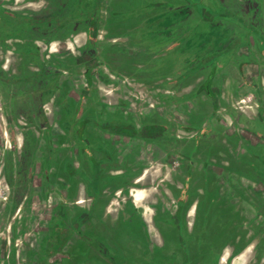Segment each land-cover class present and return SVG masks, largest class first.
<instances>
[{"label":"flooded vegetation","instance_id":"obj_1","mask_svg":"<svg viewBox=\"0 0 264 264\" xmlns=\"http://www.w3.org/2000/svg\"><path fill=\"white\" fill-rule=\"evenodd\" d=\"M102 1L83 0L81 6V15L90 21L87 40L83 47V59L89 69L88 73L94 70L95 57L98 56V51L95 48L100 36L99 19ZM8 2L11 3L13 0H8ZM8 7L7 5H3V8L0 7V81L3 80L1 76H5V73L13 76V74L18 75L19 71L25 72V75L23 73L20 75L27 77L15 81V83L23 81L27 82V85L32 84L29 88L30 92L27 90L28 96L32 95V89L39 94L35 103L41 111L37 114L38 109L36 110L33 106L29 110V106L21 102L23 99L15 100L16 96L6 93V89L0 91V264H33L36 256L41 260L52 257L66 245L68 233H78V236L83 237V232L88 229H84L83 226L90 221L91 228H93V224H97L101 219H105L109 226L119 225L120 221L127 223L131 219L136 224L143 225V231L146 233L129 228L125 229V233H118L120 240L117 243L128 248L124 249V252L135 253L136 250L133 251L130 248L135 243L142 244L144 249L149 246L151 250H161L169 246L173 251L178 247L188 251L190 240L188 238L179 240L176 231L172 228L166 230L167 234L156 230L154 239L148 225L144 224L139 212L132 207L129 212L119 213L117 221L112 220L110 215L108 217L107 213L103 211V207L101 211H95V208H98V200L105 201L113 194V190L108 188L111 183L118 181L121 186L123 182L126 183L125 186L131 185V178H136L140 172L141 165L137 163L139 157L135 156V152L132 153L131 149L122 155L120 153L122 149L118 148L119 143L110 141L107 136L98 137L97 134L86 131L87 124L84 129L82 126L78 128L77 118L69 117L68 121L61 102V99L66 98V92L57 79L63 68L53 63L52 58L48 57L50 43L55 35L68 26V21H62L55 16L37 21L39 25H42L40 27L44 32L41 38L45 44V50L44 58L35 57L36 61H32L29 52L23 50L17 54L15 50L18 45L28 47L30 37L24 35L18 38L14 31L17 28V21L9 23L4 19L7 18L5 15L12 17L15 14L14 18H17L20 14L25 21V29L22 31L29 34L32 15L28 10L13 12L15 6L9 5ZM213 8L212 13L207 16L208 27L203 37L200 38L196 51L189 45L193 37L191 36L192 29L189 28V31H179L177 27L174 29L176 31L167 47L173 56L176 55L178 71L176 75L169 78L168 86L171 90L183 91L186 89L184 92L193 99L205 93L213 102L214 107L218 108L221 87L213 85V79L229 60L234 58L240 62L238 66L242 63L246 66L255 61L263 67L261 71L264 73V0H218L213 3ZM105 13L109 14L107 11ZM203 21L199 20L198 23H203ZM104 22L105 17L102 19V24ZM188 24L191 25L190 22ZM243 47H246L248 54H242ZM13 60L17 61V65L11 69L7 62ZM203 70L205 72L201 74L204 75L201 84H193ZM193 73L197 74L190 77ZM129 77L133 82L142 84L143 80L138 75ZM210 77H212V81L208 86ZM190 80L192 81L189 82ZM254 85L258 86L257 83ZM257 89L260 98L262 90L259 86ZM177 95L178 93H175L173 97L176 98ZM49 103H53L54 106L52 116L47 112ZM125 123L114 119L108 124H100L98 127L122 138H141L155 143L166 142L170 144L171 149L178 147L177 135L173 133L165 131L159 135L158 129L147 127L150 124H146L145 127L137 128L138 135L132 136L126 130L128 127L125 126ZM205 125L206 122L203 124L204 128ZM190 128L193 130L197 128L198 132L202 126L190 125ZM204 131L206 133V129ZM121 144L124 145L123 142ZM192 162L193 159L190 158L191 165ZM115 170H118L119 173L114 178V175L109 172ZM189 172H192V168L189 169ZM131 173H133L132 176ZM260 173L264 177V170H261ZM144 178L145 173L138 181L142 182ZM100 184L104 188L98 194L96 187H99ZM260 184L264 188V182ZM81 185H84L85 189ZM81 193L84 196L83 199H80ZM118 193L129 195L131 191L130 188H126ZM134 194L135 202L143 206L142 192L136 190ZM256 194L259 196L256 201H249L246 196L247 203L255 213L248 214L247 206L244 205L240 220H245L242 223L245 229L236 231L233 237L223 242L214 238L207 240V235H205L198 244L192 237V241L195 242L194 247H198L199 264H234L237 259L243 258L245 253L250 250L252 253L249 254L248 259L246 258L245 264H263L264 198L258 192ZM36 198L44 205H48L39 214V217L48 214L50 218L45 232H42L43 237L39 245H35L36 238L34 236L35 219L37 218L34 211ZM87 201L88 203L84 205L78 204ZM128 201L124 206L125 210ZM69 205L72 206V212L68 209ZM79 206H84L85 210L80 211ZM176 206V210L170 213H167L166 209L160 212L155 211L154 226L157 222L162 224L166 221L162 215L182 218V204L179 206V200ZM197 209L198 205H196ZM46 211L48 212L46 213ZM145 216L151 221V214L148 211ZM260 217L263 218L261 227L256 224ZM99 218L101 219L99 220ZM254 223L257 228H252ZM116 230L111 234V238L116 236ZM217 242L220 247L217 246ZM146 243L147 245L144 246ZM186 254L189 259L188 252ZM100 256L108 262H116L118 255H113L109 247L102 245ZM175 263L181 264L182 262ZM83 264H92V260L85 257ZM153 264L167 263H163L160 259Z\"/></svg>","mask_w":264,"mask_h":264},{"label":"rangeland","instance_id":"obj_2","mask_svg":"<svg viewBox=\"0 0 264 264\" xmlns=\"http://www.w3.org/2000/svg\"><path fill=\"white\" fill-rule=\"evenodd\" d=\"M121 1L122 3L118 6L110 5L107 7L109 15L106 16L107 18H105V20L108 19V23L107 25H103L105 29V41H103L102 46L109 44L112 38H116L118 46L130 48L132 51L121 54L112 47V43L109 44L108 48L110 49L106 48L103 53V60L106 62V67H108V69H114L118 75L110 74V82L103 85L104 79L98 74V84H100V87L102 86L100 90L101 94L107 98V101H111L112 99L114 105L119 103L117 102L119 99H121V101H128L123 103V106H125V113L127 114L125 115L124 113V117L119 115L121 120L126 123L134 119V124L137 128L144 127L146 124L165 125V131L177 135L178 147L171 149L169 143H155L150 140L145 141L141 138H122L117 135L108 136L109 132L106 129L97 126L100 124H108L113 118V111L102 110L103 113L101 117L92 115L89 118H81L82 109L80 103H76L75 99L71 100V98L68 97V92L74 88L72 83H68L66 86V98L64 100L61 99L62 107L68 116V121L69 117L78 119V128L82 126L84 129L86 121L94 120L92 124L88 123V127L90 126L89 132L97 134L98 137L107 136L111 139L110 141L117 144L119 143L118 148L122 149V152H120L122 155L129 149L132 150V153L135 152V156L137 155L139 157L137 163L142 166L140 172H145V178L142 182L137 183L135 182V178H131L130 183L132 186L139 184L145 189L142 196H145L147 201L150 203L152 201H155V203L159 202L163 204L166 210L174 212L176 210L174 205L176 206L177 204L174 200V196L177 197L179 206L182 204L181 210L184 218L162 215L163 219H166V221L162 224L157 222L155 228L164 234H167L166 230L172 228L176 231L179 240L182 238H188L190 240L189 248L187 251L178 247L173 251L172 247L166 246V248L161 250H151L149 246L144 249L142 244L135 243L132 244L130 248L136 251L130 254L124 252V249L128 248L117 243L120 240L118 233H125L127 228L137 232L141 230L142 233H146L143 231V225L141 223L136 224L134 220L131 219L127 223L120 221L119 225L109 226L105 219L99 218V220H101L98 221L97 224H93V228H91L90 221L83 226L84 229L88 228L83 232V237L78 236V233H68L66 245L58 251V254L47 257L45 260H41L36 256L33 261L34 264H83L85 262V257L91 259L92 264H153L160 259L163 263L167 264H170V262L176 264L175 262L177 261L182 262L181 264H199L198 247H194L195 242L192 241V237H194L198 244L205 235H207V240L214 238L223 242L230 239L236 231L245 229L244 224H242L245 220H240L242 218L243 207L247 206L248 214L255 213L253 211L250 212L252 209L250 210V205L247 203L246 196L249 201H256L259 198L258 194H256L258 192L259 195H262L264 198L263 186L260 184L258 186L255 185L254 189L251 191L252 184L248 182L249 179H251V182L252 180L264 182V177L260 173L261 170H264L263 145L261 147L253 146L249 144L247 140H244V144L236 138L222 135L219 142L220 148L213 146L214 144L211 141H217L220 138V136L215 138L212 134L215 133L216 135V131H219L218 128H215L216 125L218 126L220 124L224 128H228L229 131H233V128L236 126L235 122H231L224 113H219V107L215 108L210 99L208 100L205 96H202L201 98L191 100L190 105L194 108L193 105L195 104L200 111L192 110L187 112L183 104L181 105V103L176 104V102H173V96H171L172 99H169L167 96H164L163 99H158V94L165 95L164 93H167L166 91H160V89L154 85H149L145 81H142V84L138 82L135 83L131 80V77H129L130 75H138L139 69H143V72H147L151 79L158 81L162 86L165 85V89H169V86H167L169 78L176 75L178 71L176 68L177 58L176 55L173 56L168 54L169 50L163 47L164 44L172 41L173 33L176 31L174 29L179 28V31H189V28H191V36L193 37L189 45L195 48L194 51H196L199 40L203 37L208 27V23L206 22L207 16L212 13V9H214L213 3L218 0ZM59 15L62 18V14ZM199 20L204 21L203 23H198ZM189 22L191 25H196L191 26L188 24ZM15 50L18 54L24 49L18 48ZM30 50L31 49L28 47V51ZM234 61H236V64L233 66L230 65L228 70L231 74L230 78L232 82L237 72L236 66L240 63L237 60ZM7 64H10L9 67L14 69L17 65V61H8ZM242 65H244V67H242ZM239 66L242 78H239V82L236 83H241V87H244V91H240V97L238 99L244 97L247 100L246 103H242L246 112L250 113L257 109L256 106L255 108L246 106L256 105V89L252 86L256 82L259 84L263 75L259 74L258 69H256L258 67L256 66L247 67L248 65L245 66L243 63L239 64ZM203 72L205 71L203 70L202 73L198 75V79L193 82V84H199L204 78V75H201ZM21 73L25 75V72L19 71L18 75L13 74L12 76L5 73V76H1L3 80L0 81V91L6 89V93L16 96L15 100L19 101L23 99L21 102L28 105L29 110H31L30 107L33 106L37 110L39 107L36 106L35 101H37V97L39 98V94L32 89V95L28 96L30 92L29 88L32 84L27 85L28 83L23 81L15 83V81L27 77L20 75ZM119 73L122 75H119ZM8 81L9 83H7ZM191 81L192 80L189 82ZM215 85H220L221 87L223 83L217 82ZM191 87L193 88V86ZM260 88L261 90L263 89L261 84ZM250 89L254 91L255 96L249 92ZM233 93L234 92L230 93L231 96ZM70 94L72 97L79 99L80 93L78 91H72ZM232 100H234V98H232ZM121 101L119 104H122ZM235 104H239V102L237 103L235 101L231 108L233 112L239 109ZM208 108L210 112L206 114V117L205 112H207L206 110H208ZM228 110L230 111V109ZM40 111L41 109H38L36 111L37 114H39ZM261 120V117L256 118L252 126L262 130V128H264V118L262 120L263 122ZM205 122L206 125L204 128L203 124H205ZM190 125L202 126V129H199L200 131L197 132L196 130L198 129L195 128L193 130V128H190ZM203 129H206V133ZM210 135L211 137L207 141L205 138L199 139L202 136L209 137ZM225 139L228 140L229 143H225ZM199 140L201 147L198 149L200 146V144L198 145ZM121 142H123L124 145H122ZM194 144L196 146L194 149L195 153L190 155L186 147L188 145L193 146ZM170 152H172V154H170ZM190 158L193 159L192 165L190 163ZM206 164L208 166L210 164L208 167L209 171L204 167ZM190 168H192L191 173L189 172ZM132 175L133 173H131V176ZM175 183L178 184L180 188L176 194L173 193L171 195L169 185L174 186L176 185ZM158 188L165 189L163 194L158 191ZM116 190L117 189H115L110 196L114 199L112 205L113 213L122 212L126 201L129 200V202H131L133 198L131 194H119L116 193ZM166 191H168L171 196H169ZM154 193H156L155 197ZM193 200L196 202L186 205L185 202H192ZM86 203H88V201L81 205ZM196 205H198L197 210ZM47 206V204L44 205L36 198L34 202V211L37 217L35 219L34 230V236L36 238L35 245L41 243L43 237L42 232H45L46 225L50 220L48 214H43V217H39V214L43 212ZM132 206L131 204V207ZM154 206H157V204L152 205V207L140 206L139 208L152 214L155 211L163 210L161 208L162 205H158V209H155ZM192 207L195 208L192 210ZM71 208L72 206L69 205L68 209L72 212ZM186 210L188 212H186ZM47 212L48 211H46V213ZM108 217L106 218L108 219ZM117 217L118 216L110 218L117 221ZM246 217H249V215H246ZM262 219V217L258 218V222L256 223L259 227H261V223H263ZM256 224L254 223L252 228H257L254 226ZM115 229H117L115 233L116 236H112L111 238V234ZM121 244L123 243L121 242ZM102 245L109 247L113 255H118L116 262H108L100 256V254H102ZM146 245L147 243L144 246ZM218 245L219 243L217 242V246ZM186 252H188L190 256L189 259H187ZM250 253H252L251 250L246 252L243 258L237 259L234 264H245ZM262 263L264 264V262Z\"/></svg>","mask_w":264,"mask_h":264},{"label":"crops","instance_id":"obj_3","mask_svg":"<svg viewBox=\"0 0 264 264\" xmlns=\"http://www.w3.org/2000/svg\"><path fill=\"white\" fill-rule=\"evenodd\" d=\"M9 3L10 2H8V0H0V7L3 8V5H7V7L9 5L15 6V8L12 10L13 12L14 11L15 12H17V11L21 12L22 10L25 9V10H28L29 13L32 15V18H31L32 22H31L29 34H26L22 31L23 29H25L24 28L25 21H24L23 16H21L20 14L17 16V18H14L15 14L12 17L5 15L7 18H4L5 20H8L7 22H9V23H10V21H17V28L14 31H15V35L18 38H20L24 35H28L30 37V44L28 45V47L31 49L30 51H28V47H25L26 45L24 47H22L21 45H18L15 48L16 49L17 48H23L25 51L29 52V54H31L30 58L33 59L32 61H36L35 57H38V58L43 57L44 58L43 53L45 50V44L43 43V41H42L43 39L41 38L43 36L44 32L42 31V29L40 27L42 25H39L37 23V21H40V19H42V18L51 17V16H55L56 18H59L62 21H68V23H69L68 26L66 28H64L62 30V32L55 35L54 39L50 43L48 57L52 58L53 63H56L63 68V71L60 72L61 74L58 75L57 79H58L60 85L65 90V92L67 91L66 86L68 85V83L69 84L72 83L74 85V88L71 89L70 92H68V97H70L71 100L75 99L76 103H80V105H81L80 107L82 109L81 118H86V117L89 118L92 115H94L96 117L97 116L101 117L102 113H103L102 110L113 111V113H112L113 118L110 121H112L114 119L121 120L119 115H121V117H124L127 114V113H125V110H124L125 106H123L124 105L123 103H126L127 100L121 101V99H119L117 102L120 103V101H121L122 104L117 103L116 105H114V102L112 101V99H111V101H107V98L101 94L100 90L102 89L101 88L102 86L100 87V84H98L99 83L98 74L101 75L102 79H104L103 85L110 82V80H111L110 74L118 75V74H116L114 69H108V67H106V62L103 60V58H104L103 53L106 50V48L110 49V48H108L110 43H112V47L116 51L120 52L121 54H125V53L132 51L130 48L118 46L116 38H112L111 41L109 42V44H105L102 46L103 41H105V29L103 28L104 27L103 25H107V23H108L107 22L108 19H106L105 22L102 24V19H103V17L107 18L106 16L109 15V14H106L105 11H107V7H109L110 5L111 6L117 5L118 6L119 4H121L122 3L121 0H120V2H119V0H103L102 1L100 19H99V21H100L99 22L100 23L99 24L100 36L98 37L97 46L95 48L98 51V56L95 57L96 63L93 66L94 70L91 71L90 73L87 72L89 69L87 68V64H86L85 59H83V56H84L83 47H84L86 40H87L88 27H89V22H90V21L86 20L85 16L81 15V6L83 4V0H13V2H11L10 4ZM59 14H62V18ZM3 15H4V12H3ZM167 45H168V43L164 44L163 47L168 48ZM168 52H169L168 53L169 55H172L170 50ZM242 54H248L246 47H243ZM234 60H235L234 58L229 60L228 63L222 68V70H219L216 73V75L213 79V85H215L217 82L223 83V85H221V96L219 98L220 99V105H219L220 111H219V113H224L231 122H235L236 127L233 128V131H229L228 128H224L220 124L218 126L216 125L215 128L219 129V131H216V135H215V133H212L211 131L210 132L215 136V138H218L219 136H220V138L217 141H211V142L214 144L213 146H217L220 148L219 142L221 140V136L224 135L227 137L236 138L238 141L243 142L244 144H245L244 140H247L249 144H251L253 146H260L261 147L262 145L264 146V128H262V130L258 127L256 128L255 126H252V123H254L256 118L261 117L262 120L264 118L263 117V114H264L263 113L264 112V73L261 71V68H263V67L260 66V64L255 62V61L251 62V64H249L247 66V67H251V66L258 67L256 69H258L259 74L263 75V78H261V81H259L260 83L258 84V82H256L259 87H260V84H261V86H263L262 97L259 98L258 89H257L258 86L256 87V85H253L252 87H254L256 89V101H255L256 105H246V106L247 107L251 106L254 108L256 106L257 109H255L256 111H251L250 113H248V112H246V109H244V105L242 103V102L246 103L247 100L244 97H241L240 99H238L240 97V95H239L240 91L241 92L244 91V89H243L244 87H241L242 84L236 83V82H239V78H242V75L240 72V67L236 66L237 72L234 75L233 82L231 81V78H230L231 74L228 71L230 65L233 66L236 64V61H234ZM138 72L142 73V74L138 73V77H140L141 80L145 81L149 85H154L155 87L160 89V91L164 90L167 92V93H164L165 95L158 94V96H157L158 99L159 98L163 99L164 96H167L169 99H172L171 96H173V94H175V93H178L176 98L174 97L172 99L173 102H176V104L177 103H181V105L183 104L184 108L187 109L186 110L187 112L192 111V110L200 111L199 108H197V106L195 104L193 105L194 108L192 107V105H190V102H191V100H193V98H190V95H188L187 93L184 92V91H186V89L183 91L165 89V87H166L165 85L162 86L161 84H159L158 81L151 79L150 75L147 72H145V71L143 72V69H139ZM195 74H197V73H193L192 75H190V77L195 75ZM130 76H136V75H130ZM202 81H200L199 85L201 84ZM72 91H78L80 93L79 99L76 97H72V95L70 94ZM232 92H234V93L231 96L230 93H232ZM249 92L255 96L254 91L252 89H250ZM166 94H169V95H166ZM202 96H205L209 100V97H207V95L205 93L200 94L199 96H197V98H201ZM232 98H234V100H232ZM104 100H106V101H104ZM235 101L237 103L239 102V104H235V106L238 107L239 109L235 110V112H233V110L231 108L234 105ZM228 109H230V111ZM122 110H124V111H122ZM206 111L207 112H205V116H206V114H208L210 112L209 108ZM47 112H48V115H50V116L53 115V113H54L53 103L47 104ZM124 113H125V115H124ZM132 120L133 121H128V122L135 123L134 119H132ZM93 121L94 120L86 121V124H87L86 131H88L89 127H90V126L88 127V123L92 124ZM121 121H123V120H121ZM189 122L191 123L190 120H189ZM109 135H114V134L109 133L108 136ZM210 137H211V135L209 137L202 136V137H200V140L202 138H205L207 141ZM126 138H128V137H126ZM200 140H199L198 145L200 144ZM208 142H210V141H208ZM225 143H229V141L225 139ZM200 147H201V144L198 147V149ZM195 148H196L195 144L193 146L188 145L186 147V149H188V154L189 153L190 154L195 153L194 152ZM98 156H100V155L98 154ZM209 166H210V164H209ZM209 166L207 165V168H206V166H204L207 171H209L208 170ZM141 169H142V166L140 168V171H141ZM117 172H118V170H115V171H112L109 173L114 175V178H115L116 175L118 174ZM144 173L145 172H143V173L140 172L136 176L135 180H137V182H139L138 180L144 175ZM125 177H128V176H125ZM250 180L251 179H249V181L248 180L247 181L249 182V184L250 183L252 184V186H251L252 189H254L255 185L258 186L260 183H263L261 181H253V180L251 182ZM117 183H119V184H117ZM120 184L121 183L117 181L115 183H111L108 188H110L113 191L115 189H117L118 192H120L122 189L130 188L131 195L133 196V198L131 199L132 200L131 202H129V201L127 202V209L125 210V208H123L122 212H118V213L114 212L113 213L112 212V205L114 203V199L111 197H107V200H105V201L104 200L103 201L102 200L97 201V204H98L97 207L98 208L97 209L95 208V211H101V208L103 207L104 208L103 211L105 210L107 215H110L111 218H115V216H118L119 213L121 214L123 212H129L131 209V204H132L133 205L132 208L139 212L140 218L144 221V224L148 225V227L150 229V233L154 236V239H155L156 228H155L154 222H153L154 213L153 214L150 213L151 214V219H150L151 221H149L145 216L147 211H143L141 208H139L142 205H138L135 202L136 197H135L134 192L136 190H140L143 193L145 189L142 188L140 185H138V186H136V185L125 186L126 183H124V182H123L122 186ZM174 186L169 185L171 195L173 193L176 194L179 191L180 187H178V184H176ZM81 187H83L85 189L84 185H81ZM96 188H97L96 193L99 194V193H101L104 186L100 184L99 187H96ZM158 191H160L163 194V191H165V189L164 188H160V189L158 188ZM166 193L169 196H171L168 193V191H166ZM101 195H99V197H102ZM80 196H81L80 199L84 198V196L82 194ZM155 196H156V193H154V197ZM143 197H144V199H143L144 205L142 207H145V206L146 207H152V205L157 204V206L162 205L161 208L163 210L165 209L163 207V204H161L159 202L155 203V201H152L150 203L149 201H147L145 196H143ZM174 200L177 202L178 201L177 197L174 196ZM194 202H196V201L193 200L192 202H185V203H186V205H188V204H193ZM147 203H149V204H147ZM78 204H82V203H78ZM157 206H154L155 209H158ZM176 207L177 206L174 205L175 209H176ZM193 208H195V207H192L191 209H193ZM78 209H80V211L85 210V208L82 206H79ZM250 210H251V208H250ZM158 211L160 212V210H158ZM166 211H167V213L171 212L170 210H166ZM252 211L254 212V210H251L250 212H252ZM186 212H188V211L186 210Z\"/></svg>","mask_w":264,"mask_h":264},{"label":"trees","instance_id":"obj_4","mask_svg":"<svg viewBox=\"0 0 264 264\" xmlns=\"http://www.w3.org/2000/svg\"><path fill=\"white\" fill-rule=\"evenodd\" d=\"M211 81H212V77H210V79H209V81L207 83L208 86H210ZM125 126L128 127L126 130H128L130 135H132V136L138 135V129H137V127H136V125L134 123H132V122L125 123ZM147 127H152V128L158 129L159 130L158 131L159 135H162L165 132V130H166V126L162 125V124H150ZM187 151H188V149H187Z\"/></svg>","mask_w":264,"mask_h":264}]
</instances>
